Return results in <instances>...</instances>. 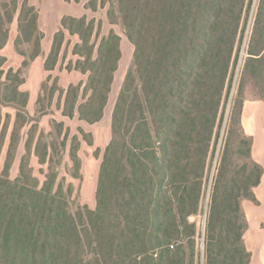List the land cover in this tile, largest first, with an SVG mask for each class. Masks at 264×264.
<instances>
[{"label":"trees","instance_id":"obj_1","mask_svg":"<svg viewBox=\"0 0 264 264\" xmlns=\"http://www.w3.org/2000/svg\"><path fill=\"white\" fill-rule=\"evenodd\" d=\"M89 7L96 11L97 4ZM115 8L136 51L114 110L97 208L72 214L60 192L36 185L24 167L9 179L7 163L0 175V264H185L186 248L195 246L190 218L204 211L222 96L246 30V0H116ZM28 12L32 19L20 21L23 36L36 30L37 16ZM94 29L86 17L63 18L45 63L53 71L65 35L77 37L75 70L87 81L82 102V84L68 87L63 115L88 124L103 117L121 57L120 37L110 32L96 47ZM5 42L2 32L0 45ZM247 54L244 72L264 80V0ZM242 112L243 103L232 112L211 181L203 264L251 263L242 203L257 202L263 167L252 157ZM39 156L45 163L46 153Z\"/></svg>","mask_w":264,"mask_h":264},{"label":"rangeland","instance_id":"obj_2","mask_svg":"<svg viewBox=\"0 0 264 264\" xmlns=\"http://www.w3.org/2000/svg\"><path fill=\"white\" fill-rule=\"evenodd\" d=\"M260 0H246V30L233 55L228 81L222 96L218 116L219 139L215 147L212 168L207 178L204 211L191 217L196 223L194 247L186 248L185 264H203V234L208 195L215 166L230 128L232 112L238 113L241 104L246 112L264 115V80L248 70L244 72L250 35ZM116 0H0V33L6 42L0 45V175L5 171L15 180L22 168L39 187L47 183L54 192H60L72 214L93 211L98 205V187L105 152L113 140L112 122L115 106L128 72L133 68L135 46L115 8ZM97 4L96 11L90 9ZM27 10L22 15V7ZM32 8L37 16L36 30L27 41L21 33L20 21L32 19ZM65 17L82 18L94 22L92 43L98 47L101 40L114 32L120 37L121 57L108 94L102 119L95 124L63 115L66 91L70 85L82 84L80 102L87 75L75 70L77 56L76 36L65 35L57 64L51 72L45 63L53 46L54 36L61 30ZM248 114V115H249ZM243 115V112H242ZM262 122V117L258 119ZM243 126V123H242ZM235 130L238 127L235 126ZM236 134V133H235ZM247 134V133H246ZM249 136V134H247ZM46 153V162L39 155ZM261 201V203H260ZM244 201L248 230L244 241L251 252L250 264H264L260 253L264 235V201ZM108 224L104 234L109 230ZM159 255L156 251L155 257ZM92 255L87 254L90 258Z\"/></svg>","mask_w":264,"mask_h":264},{"label":"crops","instance_id":"obj_3","mask_svg":"<svg viewBox=\"0 0 264 264\" xmlns=\"http://www.w3.org/2000/svg\"><path fill=\"white\" fill-rule=\"evenodd\" d=\"M246 112L243 107L242 123L245 133L253 139L252 157L263 167V176L260 185L255 189L256 197L264 201V115L260 112ZM262 117V122L258 119ZM261 203V201H260Z\"/></svg>","mask_w":264,"mask_h":264},{"label":"bare ground","instance_id":"obj_4","mask_svg":"<svg viewBox=\"0 0 264 264\" xmlns=\"http://www.w3.org/2000/svg\"><path fill=\"white\" fill-rule=\"evenodd\" d=\"M260 245H261V248H260V253L264 256V235H263V238L261 239L260 241Z\"/></svg>","mask_w":264,"mask_h":264}]
</instances>
